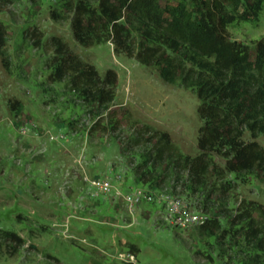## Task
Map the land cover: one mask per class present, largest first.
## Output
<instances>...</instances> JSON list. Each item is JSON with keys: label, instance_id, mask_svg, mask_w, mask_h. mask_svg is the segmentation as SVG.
<instances>
[{"label": "rangeland", "instance_id": "1", "mask_svg": "<svg viewBox=\"0 0 264 264\" xmlns=\"http://www.w3.org/2000/svg\"><path fill=\"white\" fill-rule=\"evenodd\" d=\"M58 2L11 0L0 13L7 31L0 53V230L22 240L20 247L0 240V264H121L116 255L126 251L135 252L137 264H246L260 259L242 238L240 216L247 204L264 211V172L222 173L219 179L212 173L198 189L170 184L158 193L136 182L120 153L135 127L165 132L180 154L198 155L196 94L163 82L159 67L115 54L111 43L77 44L71 16L60 12ZM52 11L61 18L53 19ZM32 28L42 35L39 48L24 36ZM227 34L252 49L264 37V6L258 20L234 22ZM51 38L93 66L100 79L114 73V100L106 111L84 106L65 82L50 81ZM110 119L118 122L115 134L109 131ZM244 141H250L247 133ZM256 141L264 147L263 137ZM213 160L223 169L220 157ZM99 178H117L119 195L92 198L85 180ZM136 193L152 195V201L142 199L130 213L122 196ZM160 193L216 220L218 229L171 225L156 201ZM253 216L264 228V220Z\"/></svg>", "mask_w": 264, "mask_h": 264}, {"label": "trees", "instance_id": "2", "mask_svg": "<svg viewBox=\"0 0 264 264\" xmlns=\"http://www.w3.org/2000/svg\"><path fill=\"white\" fill-rule=\"evenodd\" d=\"M10 1L0 0V13ZM263 6L264 0H59L60 12L71 16L77 44L88 48L111 43L115 54L134 57L145 67H159L163 82L196 94L201 122L196 157L180 154L167 133L147 125L135 127L120 148L135 181L149 191L158 193L170 184L198 189L212 173L219 179L222 173L264 172V147L256 141L264 138V37L250 49L227 34L234 22L258 20ZM51 17L61 18L54 11ZM6 35L0 24L1 54ZM24 36L32 47L41 46L42 35L36 28ZM48 46L52 50L47 62L50 81L65 82L68 92L84 106L106 111L114 100V73L108 71L100 79L93 66L82 62L58 38H51ZM108 126L113 134L118 132L117 121L110 119ZM214 156L223 160V169ZM254 214L264 220L258 206L242 207L240 229L261 258L245 263L264 264V228L257 226ZM197 227L216 230L218 224L208 219ZM0 240L17 247L22 244L16 234L1 230Z\"/></svg>", "mask_w": 264, "mask_h": 264}, {"label": "built area", "instance_id": "3", "mask_svg": "<svg viewBox=\"0 0 264 264\" xmlns=\"http://www.w3.org/2000/svg\"><path fill=\"white\" fill-rule=\"evenodd\" d=\"M114 181L119 182L117 178L114 179ZM114 181L108 178H99L97 180L91 181L85 180V182H87V184L89 185L90 190L92 191L90 192V196L92 198H98L99 196L109 197L111 195H119L120 192L114 186ZM151 197L152 195L146 197V195H141V193L126 194L122 196L123 202L130 213H132L134 207L140 204L139 201H141L142 199L152 201ZM156 201L164 206L167 221L175 227L188 228L200 226L207 221V218L201 216L200 214L191 212L183 208L178 200L173 199V197L169 195L160 193V196L156 197ZM116 259L121 264H137L136 254L128 251L118 253L116 255Z\"/></svg>", "mask_w": 264, "mask_h": 264}, {"label": "crops", "instance_id": "4", "mask_svg": "<svg viewBox=\"0 0 264 264\" xmlns=\"http://www.w3.org/2000/svg\"><path fill=\"white\" fill-rule=\"evenodd\" d=\"M113 225V224H112ZM116 225V224H115Z\"/></svg>", "mask_w": 264, "mask_h": 264}]
</instances>
